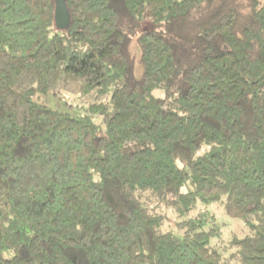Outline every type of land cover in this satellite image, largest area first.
Masks as SVG:
<instances>
[{
    "label": "trees",
    "instance_id": "1",
    "mask_svg": "<svg viewBox=\"0 0 264 264\" xmlns=\"http://www.w3.org/2000/svg\"><path fill=\"white\" fill-rule=\"evenodd\" d=\"M64 1L0 0V264H264V0Z\"/></svg>",
    "mask_w": 264,
    "mask_h": 264
},
{
    "label": "rangeland",
    "instance_id": "2",
    "mask_svg": "<svg viewBox=\"0 0 264 264\" xmlns=\"http://www.w3.org/2000/svg\"><path fill=\"white\" fill-rule=\"evenodd\" d=\"M40 100L52 108H56V109L63 110V111H70V112H74L77 110L75 107L68 106V103L72 105L74 103L79 102L77 99H75L74 96H72L70 94H66V93L61 94L60 98H56L55 96H52L50 94L47 96L43 95L40 98ZM109 112H110V110H109ZM93 119H94V121H96L99 124V127L103 126L101 115H98V116L94 117ZM208 208L217 213V215H218L217 220L219 222H223V224L221 225V238L225 239V236L228 232H231L234 230L236 232H240L241 230L244 229L242 222H240L238 220H232L229 217L223 215L220 211V207L217 204H211L208 206ZM167 224L168 223H166V226H167ZM167 227L169 229L171 228V226L169 224ZM2 255L3 256H9L10 252H3Z\"/></svg>",
    "mask_w": 264,
    "mask_h": 264
},
{
    "label": "water",
    "instance_id": "3",
    "mask_svg": "<svg viewBox=\"0 0 264 264\" xmlns=\"http://www.w3.org/2000/svg\"><path fill=\"white\" fill-rule=\"evenodd\" d=\"M70 20L69 10L64 0H55L54 22L60 29L65 28Z\"/></svg>",
    "mask_w": 264,
    "mask_h": 264
}]
</instances>
